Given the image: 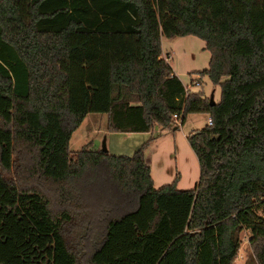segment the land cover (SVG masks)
Wrapping results in <instances>:
<instances>
[{
  "label": "trees",
  "instance_id": "16d2710c",
  "mask_svg": "<svg viewBox=\"0 0 264 264\" xmlns=\"http://www.w3.org/2000/svg\"><path fill=\"white\" fill-rule=\"evenodd\" d=\"M250 10V0H0V264H234L242 232L243 264H264V27L253 30ZM188 36L208 52L197 76L219 88L212 105L161 57L162 38ZM87 114H104L109 134L206 115L185 136L195 186L177 190L176 175L154 189L149 140L129 157L90 142L70 152Z\"/></svg>",
  "mask_w": 264,
  "mask_h": 264
},
{
  "label": "rangeland",
  "instance_id": "374dc122",
  "mask_svg": "<svg viewBox=\"0 0 264 264\" xmlns=\"http://www.w3.org/2000/svg\"><path fill=\"white\" fill-rule=\"evenodd\" d=\"M250 1L251 24L254 31H260L264 27V0ZM241 10L242 7L239 4L233 3L235 16L240 17ZM161 54L164 57L166 55L170 57L169 60L166 59L167 64L187 91L201 92L213 103L219 100V88L211 85L206 77L197 76V73L206 69L209 57L208 52L203 49L202 41L190 36L162 38ZM31 101L33 102V97ZM53 102L50 100V103L53 104ZM206 119L207 116L203 114H189L182 125L178 124L168 129L154 128L147 134H109L105 131V115L88 114L72 133L68 149L70 152H77L83 144L92 141L94 151H100L103 146L108 155L129 157L140 145L149 140L143 153L150 169L153 188L159 189L169 185L177 175L175 188L179 191L190 190L197 182L198 167L185 136L189 132L203 128L206 125ZM247 237L245 232L239 234L240 246H243L240 249L241 258H237L234 264L244 263V253H248ZM71 250L81 259L83 258L84 249L71 247Z\"/></svg>",
  "mask_w": 264,
  "mask_h": 264
},
{
  "label": "crops",
  "instance_id": "0c3cea01",
  "mask_svg": "<svg viewBox=\"0 0 264 264\" xmlns=\"http://www.w3.org/2000/svg\"><path fill=\"white\" fill-rule=\"evenodd\" d=\"M160 45H161V42H160ZM161 57H163V55L161 54ZM170 59V57L168 56V60ZM168 60H167V63H168ZM90 66H92V65H82V67L83 68H85V69H88V68H90ZM170 67V66H169ZM171 68V67H170ZM171 71H172V73L174 74V72H173V70L171 69ZM82 84H83V82H82ZM85 85V88H86V90H89V84L87 83V84H84ZM91 89H97L95 86L93 87V88H91ZM88 115V114H87ZM104 115V114H103ZM98 131V130H97ZM92 133H94V132H92ZM88 142H91V147H90V149L91 150H94V148H93V145H92V141H88ZM87 143V142H86ZM146 162V161H145ZM246 233V232H245ZM243 245H241L240 247H239V251H238V256H237V258H241V255H240V249H241V247H242ZM246 246H247V244H246ZM247 248V247H246ZM248 249V248H247ZM248 252V251H247ZM247 255V253H244V257ZM237 258H236V260H237ZM236 260H235V263H236Z\"/></svg>",
  "mask_w": 264,
  "mask_h": 264
},
{
  "label": "built area",
  "instance_id": "2783aa9c",
  "mask_svg": "<svg viewBox=\"0 0 264 264\" xmlns=\"http://www.w3.org/2000/svg\"><path fill=\"white\" fill-rule=\"evenodd\" d=\"M172 121L174 122V124L177 126L179 124L178 118L176 115H172L171 117ZM206 125L209 126L210 125V120L209 118L206 119Z\"/></svg>",
  "mask_w": 264,
  "mask_h": 264
},
{
  "label": "water",
  "instance_id": "95a60500",
  "mask_svg": "<svg viewBox=\"0 0 264 264\" xmlns=\"http://www.w3.org/2000/svg\"><path fill=\"white\" fill-rule=\"evenodd\" d=\"M213 104V102L211 101V99H209V105H212ZM101 152H106V150L104 149V147L102 146V149H101Z\"/></svg>",
  "mask_w": 264,
  "mask_h": 264
}]
</instances>
